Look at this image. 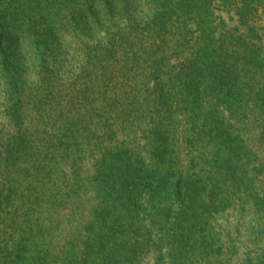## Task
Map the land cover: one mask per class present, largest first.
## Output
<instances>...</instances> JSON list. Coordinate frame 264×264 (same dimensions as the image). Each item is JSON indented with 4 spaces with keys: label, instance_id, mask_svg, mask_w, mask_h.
<instances>
[{
    "label": "trees",
    "instance_id": "16d2710c",
    "mask_svg": "<svg viewBox=\"0 0 264 264\" xmlns=\"http://www.w3.org/2000/svg\"><path fill=\"white\" fill-rule=\"evenodd\" d=\"M218 1L253 22L257 0ZM210 3L0 0V264L186 257L203 181L165 167L169 118L259 56L241 29L230 47L220 16L202 24ZM140 130L152 134L144 154ZM73 149L89 166L67 168Z\"/></svg>",
    "mask_w": 264,
    "mask_h": 264
},
{
    "label": "rangeland",
    "instance_id": "374dc122",
    "mask_svg": "<svg viewBox=\"0 0 264 264\" xmlns=\"http://www.w3.org/2000/svg\"><path fill=\"white\" fill-rule=\"evenodd\" d=\"M256 2L249 26L238 23L237 15L219 7L218 0L206 4L212 13L203 25L214 26L220 16L230 28V47H237L234 36L241 29L245 41L256 44L259 56L248 66L241 58H230L227 84L208 81L200 106L180 103L169 118L165 167L195 170L203 181L200 222L197 229L188 226L186 257L167 258L169 264H246V253L264 264V0ZM138 137L144 154L152 147V134L140 130ZM71 158L67 168L89 166L79 151L73 149ZM234 247L237 254L230 261V253L222 251Z\"/></svg>",
    "mask_w": 264,
    "mask_h": 264
}]
</instances>
